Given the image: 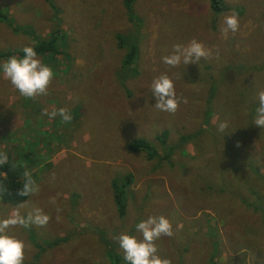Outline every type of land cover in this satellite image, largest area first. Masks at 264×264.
I'll use <instances>...</instances> for the list:
<instances>
[{"label": "rangeland", "instance_id": "1", "mask_svg": "<svg viewBox=\"0 0 264 264\" xmlns=\"http://www.w3.org/2000/svg\"><path fill=\"white\" fill-rule=\"evenodd\" d=\"M225 1L242 9L233 10L240 27L227 38L220 27L233 11L215 13L210 0H135L132 17L124 0H0L1 12L11 18V24L0 22V52L18 55L32 46L26 28L46 37L60 24L73 65L68 74L60 58V71L48 94L36 97L28 124L30 99L0 72V152L13 148L16 156L18 139L11 133L26 126L16 135L39 131L34 149L42 159L53 148L47 167L33 162L27 169L40 191L22 209L42 208L48 224L30 226L33 233L30 227L9 230L28 246L24 263L111 264L97 229L123 256L115 237L139 238L137 223L164 215L174 235L156 241L157 254L172 264H264V129L253 124L256 93L264 88V0ZM193 38L211 50L207 59L177 67L163 63L173 44ZM133 39L139 55L124 87L119 75ZM164 73L181 98L175 114L154 107L151 85ZM61 107L78 118L66 123L42 114ZM221 121L229 124L224 133L217 130ZM54 124L60 137L49 142L50 130L40 129ZM163 132L166 145L156 138ZM137 138L152 143L158 157L128 150ZM127 173L134 182L120 217L112 182ZM18 206L0 200V218ZM34 240L46 248H36Z\"/></svg>", "mask_w": 264, "mask_h": 264}, {"label": "clouds", "instance_id": "2", "mask_svg": "<svg viewBox=\"0 0 264 264\" xmlns=\"http://www.w3.org/2000/svg\"><path fill=\"white\" fill-rule=\"evenodd\" d=\"M239 27V15L233 11L224 17L220 31L227 38L230 32L235 34ZM22 51L24 53L22 57L12 55L0 63V72L25 98L35 99L38 96L47 95L54 80L53 69L38 57L33 46L26 45ZM210 55L211 50L206 49L202 42L193 38L187 45L173 44L170 54L164 55L162 61L170 67H177L181 63L187 66L190 63H198L202 58L207 59ZM150 90L156 98L154 105L156 109L171 114L177 112L181 98L177 96L174 80L167 73L155 78ZM256 99L258 104L255 108L253 124L264 129V88L258 90ZM42 114L49 118L59 116L66 123L73 118L66 107L53 109L51 112L44 109ZM228 128L227 121H221L217 125V130L221 133ZM7 160V154L0 152V164L6 163ZM23 176V187L18 195L27 197L37 194L40 191V185L33 179L31 171L25 170ZM50 202L55 203L54 200ZM23 208L24 205L21 204L8 216L0 218V264H24L25 249L28 246L25 241L11 234L10 229L30 226L41 228L46 226L50 220V216L38 206L28 209L26 213L22 211ZM56 211L59 213L61 209L57 207ZM179 227L181 226L177 225V228ZM135 228L141 237L138 238L129 233H121L115 237L125 261L129 264H172L170 259L162 258L157 254L156 241L163 236L172 237L174 235L172 222L166 216L150 215L137 223Z\"/></svg>", "mask_w": 264, "mask_h": 264}, {"label": "trees", "instance_id": "3", "mask_svg": "<svg viewBox=\"0 0 264 264\" xmlns=\"http://www.w3.org/2000/svg\"><path fill=\"white\" fill-rule=\"evenodd\" d=\"M135 0H124L125 6L128 10L129 15L133 16V3ZM210 7L211 10L215 13H226L229 11H237L238 13H242V9L238 8V6H234L226 2L225 0H210ZM5 21L9 24H11V18L8 13L1 12L0 10V22ZM24 32L29 35V38L33 41V47L37 51L38 57L44 58V63L49 65L53 71L54 75L58 74V69L60 71V58L62 64L65 63L66 70L73 69V65L69 64L68 57L71 54L69 53V44L67 42V31L61 29L60 24L54 25V28L49 34L44 37L42 35L37 34L35 31L32 30V28H26ZM120 38V37H119ZM124 39L120 40V45L124 46ZM12 55L11 52L5 53L0 52V57H8ZM23 51L18 52V56H23ZM139 55V47L137 43V39L131 40L128 51L124 56L123 60V69L122 72L119 75V81L122 82V86L125 87V79L129 77L131 74L129 73V70L132 69L133 64L136 61L137 56ZM130 93V92H129ZM131 94V93H130ZM35 99H30V105L29 110L25 111V114L27 116L26 123L28 124V118H32V112L34 105H38V102ZM75 118L73 117L72 122H74ZM46 125V124H45ZM45 125L41 126L40 131L47 132V130H50V135L46 137V139L49 142H52V139H58L57 136L60 137L59 129L54 125L49 126L48 129H43ZM73 124L70 126L72 127ZM26 127L22 129H18L17 131L11 133V135H14L15 138L18 139V147L16 149V156H13L14 150L12 148V152L6 153L8 156V160L4 164H0V200L4 204L9 205H21L24 202L29 200L30 196H20L18 195L19 190L23 187L24 183V176L23 173L25 170L29 169L32 166L33 162H37L40 167H47L49 164L46 162L48 160V156L52 154L53 148H48L47 152L45 153V158L42 159V154H39L40 150L35 151L34 147L39 145V135L38 132L32 135H28V133H23V135L19 138L16 134H21L20 132H25ZM52 130V131H51ZM73 130V129H72ZM34 138L32 140L31 138ZM191 136L183 137L182 141L186 142L189 140ZM159 141H161L163 144H167L168 142V135L167 132H163L160 135L156 136ZM20 141H23L24 143L21 144ZM42 140V139H41ZM44 147V145H43ZM127 149L133 152H139L143 151L146 152L149 159H153L158 157L159 151L157 148L150 142H148L146 139L143 138H137L132 141H130L127 144ZM28 149V151H27ZM170 151L164 155L165 158L170 157L169 154ZM18 156V157H17ZM17 157V158H16ZM24 163L29 164L27 167L24 165ZM35 173H33L32 177L34 179ZM134 182V175L132 173H127L121 177H116L112 182V189L114 192L113 198L116 205L117 212L120 217L125 216L127 212V203H128V187ZM261 209L263 211L264 207L263 205H260ZM33 227L29 228V232L33 233ZM96 232L100 236V241L105 244L106 246V254L108 258L110 259L111 264H129V262L123 260V256L116 250V244L112 241L111 237L108 234L104 233V230L97 229ZM36 248H40L44 250L46 248V244L40 240H34ZM55 242H58V240H55ZM33 244V243H32ZM213 260H210V264H212ZM24 264H35L34 262H26Z\"/></svg>", "mask_w": 264, "mask_h": 264}]
</instances>
